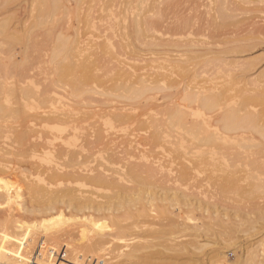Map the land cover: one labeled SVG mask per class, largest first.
I'll return each mask as SVG.
<instances>
[{
    "label": "rangeland",
    "instance_id": "1",
    "mask_svg": "<svg viewBox=\"0 0 264 264\" xmlns=\"http://www.w3.org/2000/svg\"><path fill=\"white\" fill-rule=\"evenodd\" d=\"M172 1L130 5L67 0L55 9L46 24L35 26L36 3L18 0L7 5V11L0 0V20L12 18L11 29L19 34L32 28L31 45H35L25 51L21 43L15 51L18 54L7 51L5 46L0 50V65L3 64L0 77L2 72L11 77L9 82L15 93L10 104L14 114H6L7 117L0 114L3 117L0 118V157L3 161L6 151H13L6 159L13 163L14 174H19L18 177L13 173L12 176L0 174L10 178L15 189L11 204L0 203V238L15 232L24 238L25 229L31 230L40 220L47 222L60 210L71 222L56 228L63 230L58 232L60 238L54 239L57 243L48 242L50 234L44 230L32 232L34 235L26 238L27 241L24 239L12 252L14 261L23 253L19 257L24 264H32L34 260L37 264H126L128 253H133L132 263L140 264L264 262V149L194 150L186 144L190 137L184 130L168 126L171 113L190 104L186 98L197 99L223 90L224 99L221 96V103L210 111H197L198 102L191 98L189 106L196 111L184 109L186 113H194L185 114L187 127L197 118L212 115L210 124H216L217 114L237 107L246 98L255 97L258 101L253 99L249 107H241L238 110L241 115L264 111L261 75L264 43L259 42L264 31L256 32L255 37L257 33L261 36L258 41L254 37L256 40L245 43H257L250 51L229 53L227 50L224 54V50L236 46L237 40L233 39L237 35L235 28L224 35L226 30L222 32V27L213 26L214 21L217 23L212 18L214 8L220 3ZM136 4L141 12L135 9H138ZM137 11L146 16L153 28L142 35L141 41L137 37L131 40L132 34H128ZM218 31L223 35L212 37ZM244 33L238 32V42L241 39L244 43L241 38ZM250 34L244 35L247 38ZM60 38L79 48L73 51L76 56L71 53L73 59L68 57L69 50L67 56L66 51H56ZM105 45L108 48L103 51ZM94 57L100 60L96 66L100 65L93 74L102 77L92 78L87 83L89 86L85 84L79 89L82 81L76 90L71 85L74 79L63 81L67 73L59 74L62 64L67 65L70 59L75 64L94 61ZM212 61L224 62L223 66H231L230 61L257 63L253 71L239 76L235 65L231 69L227 66L224 71V67L218 65L217 69ZM260 75L262 78L258 79ZM3 101H0L2 106L9 104ZM195 112L201 115L197 117ZM165 122L167 125L161 126ZM249 131L256 132L258 140H264L257 130ZM62 152H76L77 161L70 163ZM200 156L204 163L198 161ZM79 162H86L89 171L65 174L73 171ZM56 165L63 167L59 172L66 175L61 180L46 176ZM130 167L139 170L136 181L128 172ZM42 168L44 171H40ZM36 169L45 173L42 175ZM123 172L128 179L126 184L134 190L130 197L91 179L98 173H106L113 179ZM31 179L35 182H30ZM226 179H231V184ZM26 181L32 186L35 183V188H47L49 193L38 189L42 192L36 196ZM67 193L76 195L80 201L92 200L91 205H95L82 210L67 207L70 200ZM49 195L60 200L57 210L45 213L41 208ZM42 235L46 241L40 240ZM75 249L79 252L74 253Z\"/></svg>",
    "mask_w": 264,
    "mask_h": 264
},
{
    "label": "bare ground",
    "instance_id": "2",
    "mask_svg": "<svg viewBox=\"0 0 264 264\" xmlns=\"http://www.w3.org/2000/svg\"><path fill=\"white\" fill-rule=\"evenodd\" d=\"M26 1L27 3H36L37 5V16L36 18L37 21L35 22V26H39V25H43V24H46L47 23V19L55 13L56 10H58L59 6L60 8L62 7V3H65V1L67 0H24ZM97 1V0H95ZM98 1H102V3H126V4H130V3H137L138 5L140 3H157L158 0H122V2H117V0H98ZM119 1V0H118ZM185 0H174L172 1V3H183ZM210 2H213V3H220L219 5L216 6V8H214V16H212V18L214 17L215 20H217V23L216 21H214V19H212V21H214L213 23V26L216 25L215 27H222V32L223 30H226L224 35H227L229 32H231V30L236 32H234L238 38L239 35H238V32L240 31V33H242L243 31L245 33L247 32H251L252 34H250L249 36L247 35V38H246V35L244 34H241V38L242 40H245L244 43L242 41H240L241 39H239V42H238V39L236 37V39H233V41L237 40V44L236 46L230 48V49H226V51L224 50V52L222 53H243L245 51H250L251 49L254 48V46L257 44H253V43H249V44H246V42H251V41H248V40H253L254 37L256 36V32H258L259 34H262L263 31H264V16L260 15V14H263L264 13V0H209ZM82 2V1H80ZM162 3L163 1H159V3ZM2 3H5V8H3L4 10H7V5H10L11 3H18V0H2ZM21 3V2H20ZM61 3V5H60ZM79 3V2H78ZM171 3V2H170ZM231 3V4H230ZM136 4V7H138V5ZM131 5V4H130ZM141 5V4H140ZM129 6V5H128ZM58 8V9H56ZM135 8V7H134ZM56 9V10H55ZM136 10L140 11V8L138 7L135 8ZM67 11V10H66ZM137 11L136 15H134L132 21L130 22L131 25H130V29H131V32L128 30V34L130 36V34H132V38H129L131 40H134V38H138V40L141 41V39L143 38L142 35H144V33L147 31H150L152 28V24L150 25V23L148 22V19L146 20L145 19V15L139 13ZM72 12V11H71ZM141 12V11H140ZM143 12V11H142ZM135 13V12H134ZM68 15H69V12H68ZM12 18H4L2 20H0V50L3 49L2 46H5V49L7 51H10L12 53H14L17 49V46L20 45L22 43V47H23V50L25 49V51H27V49H30V47H35V45H31V30L32 28H29L27 29L24 33L22 34H19L18 31H13L11 29V20ZM233 19V20H232ZM257 19H260V20H257ZM232 20V21H231ZM152 23V22H151ZM211 23V21H210ZM154 25V24H153ZM212 25V24H210ZM211 26V27H213ZM233 26V28H232ZM214 27V32L215 29ZM129 28V27H127ZM231 28V29H230ZM230 31H229V30ZM221 30V29H220ZM248 30V31H247ZM257 30V31H255ZM197 31V30H195ZM206 31V30H205ZM238 31V32H237ZM242 31V32H241ZM213 32V31H212ZM217 32V30H216ZM221 32V31H220ZM218 31V34L217 36L216 35H213L212 37H218L220 36V34L223 35V33H220ZM228 32V33H227ZM204 33V32H203ZM220 33V34H219ZM227 33V34H226ZM257 33V41L259 39V37H261L259 34ZM126 34V33H124ZM123 34V35H124ZM210 34V33H209ZM214 34V33H211V35ZM230 34V33H229ZM233 34V32H232ZM254 36H251L253 35ZM127 35V34H126ZM195 35V34H194ZM211 35L209 37H211ZM244 35V37H243ZM123 37V36H122ZM146 37V36H144ZM136 38V39H137ZM252 38V39H251ZM124 39V38H123ZM264 39V38H263ZM262 38L259 39V42L260 43H264V41H260V40H263ZM31 40V41H30ZM128 40V39H127ZM130 40V42H131ZM145 40V39H144ZM256 40V39H254ZM253 40V41H254ZM234 41V42H235ZM30 42V43H29ZM258 42V44H259ZM239 43V44H238ZM243 43V44H241ZM30 44V45H29ZM74 44H71L69 41H67V39H62L60 38L58 40V44H57V47H56V51L60 50V51H66L64 53L65 56L66 53H67V50L70 51V53L68 52L67 54H69L68 57H71V59H73L72 57L76 56V53H74L76 51V48L77 46H74ZM130 45V44H129ZM238 45V46H237ZM240 45V46H239ZM123 46V45H122ZM127 46V44H126ZM131 46V45H130ZM21 47V46H20ZM104 47V46H103ZM101 47V49L103 48ZM105 48H108L107 45H105L104 47V50L105 51ZM79 49V48H77ZM20 50V49H19ZM22 50V52H23ZM108 50V49H107ZM228 50V51H227ZM74 51V52H73ZM78 51V50H77ZM74 54H73V53ZM79 52V51H78ZM17 53V52H15ZM21 53V52H20ZM19 53V54H20ZM60 53V52H59ZM71 53L73 56H71ZM18 54V53H17ZM63 57V56H62ZM98 58V57H96ZM218 58V57H217ZM69 58H67L66 60H68ZM70 60L69 63L67 62V65H63L59 68V74L62 75V76H65V73L66 76L64 77L65 79L63 81H66V80H73V84L71 85H74L75 87H73L74 89L77 88V85H79L80 82H82L83 87H82V84L80 85L81 87L79 89H83L85 87V84H86V87L87 85L89 86L90 84H87L89 80H91L92 78H95L96 76L95 73L93 74V71L96 70L98 67H99V62H97V65L98 67L96 66V61L98 59H95L94 57V61H89L87 62L84 61L82 63H78V64H75L76 62H72ZM87 59V58H85ZM101 59V58H100ZM215 59V58H214ZM221 61H222V58L220 57ZM216 60H219V59H216ZM83 61V60H82ZM100 61V60H98ZM260 61V60H259ZM1 62V61H0ZM72 62V63H71ZM216 63L215 61H212L211 63L214 64ZM219 62V61H217ZM224 62L225 63H228L226 62V59L224 58ZM223 62V63H224ZM240 61L238 62H234L231 61L229 62L230 64L232 65H235L234 68L236 67L237 69H239L240 73H236V75H246L247 73H250L251 71H253L255 68H256V63L252 62V61H247V62H244V63H239ZM71 63V64H70ZM221 63V64H223ZM224 63V64H225ZM66 64V63H64ZM73 64V65H72ZM95 64V65H94ZM217 64V63H216ZM220 62L219 64H217L216 68L219 67L218 65H221ZM3 65V64H2ZM2 65H0V69L2 68ZM5 65V64H4ZM75 65V66H74ZM206 65V64H205ZM215 65V64H214ZM213 65V66H214ZM231 65V66H232ZM222 67H224V71L225 68L227 66H230V65H221ZM220 66V67H221ZM231 66L229 67L231 69ZM5 67V66H4ZM3 67V68H4ZM101 67V66H100ZM6 68H8L6 66ZM4 68V69H6ZM228 68V69H229ZM77 69L79 71H77ZM102 69V67H101ZM218 69V68H217ZM2 71V70H1ZM8 71V69H7ZM77 73H74L76 72ZM6 73V72H5ZM74 73V75H72ZM79 73V74H78ZM116 73V72H115ZM120 73V71H119ZM235 73V72H234ZM233 73V74H234ZM121 74V73H120ZM119 74V75H120ZM3 75V77H2ZM2 75H1V82H0V101L1 100H4L3 102H7L9 103L8 105H5L2 106L3 104H0V114L2 116H9V115H12L14 114V109L11 107V100H12V95L15 93L13 92V87H11V83L9 81H11V77L10 76H6L3 74L2 72ZM73 76L69 79L70 76ZM99 75V74H98ZM117 75V74H116ZM122 75V74H121ZM120 75V77H121ZM126 75V73L124 74ZM232 75V74H231ZM263 75V78H264V73L261 74ZM260 75V76H261ZM62 76H60V78H63ZM67 76L68 79H67ZM100 76L102 77L103 75H99L98 77L100 78ZM115 76V75H113ZM243 76V77H244ZM96 77V78H98ZM117 78V76H115ZM236 77V76H235ZM234 77V78H235ZM3 78V79H2ZM95 78V79H96ZM231 78V77H230ZM261 77H259L258 79H261ZM121 79V78H120ZM119 79V80H120ZM257 79V80H258ZM100 79H98L99 81ZM115 80V79H114ZM234 80V79H233ZM69 81L68 84L71 82ZM96 81V80H95ZM125 81V79H124ZM209 81V80H208ZM67 82V81H66ZM91 81H89L90 83ZM102 82V81H101ZM211 82V81H210ZM235 82V81H234ZM252 83L256 82L255 80H252L251 81ZM13 83V82H12ZM92 84V83H91ZM117 85V84H115ZM121 85V88L124 87L123 84H120ZM123 85V86H122ZM126 85V83H125ZM118 86V85H117ZM120 87V86H119ZM118 88V87H117ZM127 87H125L126 89ZM79 89H77V92L79 91ZM86 89V88H85ZM115 89V88H114ZM129 89V87L127 88V90ZM76 90V89H75ZM119 91V90H118ZM129 91V90H128ZM127 91V94L129 93ZM222 91V90H221ZM220 91V92H221ZM224 91V90H223ZM222 91V92H223ZM80 92V91H79ZM82 92V91H81ZM126 92V90H125ZM133 91H131L132 93ZM218 92V91H217ZM216 92V93H217ZM221 92V93H222ZM119 93V92H118ZM211 94V95H207L205 97H201L199 96L197 99L196 98H193L194 96H191V98L193 100H196L198 102V106H196L197 108V111H210V110H213L215 109V107H217L219 105V101L223 100L224 99V92L222 93L223 95H221V93H218V94ZM262 94L264 95V89L262 90ZM189 95V93L187 94ZM186 97H189L187 96ZM220 95V96H219ZM222 96L223 99H221L220 97ZM14 97V96H13ZM190 98V97H189ZM189 98H186L188 101H189V105H191V102H192V99L189 100ZM14 99V98H13ZM257 100V98L255 97H251L249 99H244L237 107L235 108H230L228 111L226 109V112L225 113H219L217 114V121H216V124L212 123L210 124V121L213 119V115L212 116H209V117H205V118H202L201 120H198L199 118H197L195 121H193L194 124L190 123L191 126L187 127V124L188 122L186 121L187 120V116L188 115L184 110L185 108H188V110H192V108H194V110L196 111L195 107H191L188 105V106H185L183 105V107H185L184 109L180 108L179 109H175L169 119V123H168V126L171 125L172 127L176 128V129H179L180 131L184 130L186 132V134L188 135V143H186L187 145H190L192 148L197 149V150H200V149H204V148H208L209 150H218V149H228L230 148V150L232 148H236L237 147H241V148H244V149H247V148H261L262 150L264 149V140L260 141L257 139V137L255 136V133L256 132H252V131H249V129H253L254 131L257 130L260 135L264 138V111L262 112H251V111H248L246 112L244 115H241L239 113L238 110H241L240 108L241 107H246V105L248 106L249 103L251 102V100ZM220 101V103H221ZM194 102V101H193ZM2 103V102H1ZM223 104V103H222ZM221 105V104H220ZM230 105V104H229ZM222 107V105H221ZM249 107V106H248ZM238 111H236V110ZM184 112H183V111ZM224 111V110H223ZM255 112V113H254ZM190 113H193V112H190ZM18 114V113H17ZM186 114V115H185ZM194 114V113H193ZM193 114H189L190 116H192ZM204 114V113H203ZM224 114V115H223ZM0 115V116H1ZM195 115L198 117L200 116V112H195ZM6 116V117H7ZM223 117V118H222ZM0 118H3V117H0ZM58 119H61L60 117ZM193 119V118H192ZM167 121V119L165 120ZM192 121V120H191ZM202 126L204 127H201V124ZM263 122L262 124L263 125H260V123ZM183 123L186 124V126L183 125ZM204 124V125H203ZM164 125H167L166 122L163 123V125L161 124V126H164ZM200 125V127H199ZM181 134V133H180ZM25 137V136H24ZM68 137V136H67ZM23 138V137H21ZM180 138V137H178ZM187 138V137H186ZM185 138V139H186ZM20 139V138H19ZM66 141V139H65ZM45 148V147H44ZM259 149V151L261 150ZM219 150V151H221ZM238 150V149H237ZM249 150V149H248ZM261 150V151H262ZM51 151V150H50ZM62 151V150H61ZM66 151V150H65ZM69 152V151H67ZM67 152H62L63 154H61L62 156H65L67 159H69V161H71L70 163H73L75 160L77 161V153L76 152H72L71 154L67 153ZM2 153V152H1ZM212 154V153H211ZM5 160H1L2 158L0 157V174H8L10 176H12V173L14 174V167H12V162L9 160V159H6L7 156L9 155H13V151L11 150H8L6 151L5 153ZM207 156V155H206ZM209 157V156H208ZM208 159V158H207ZM233 159V158H231ZM72 160H74L72 162ZM203 156L198 159V161H201L200 163H204L203 162ZM229 160V158H228ZM197 161V159H196ZM69 163V162H68ZM195 163V162H194ZM63 164V163H62ZM211 164V163H210ZM70 165V164H69ZM59 166H62V165H59ZM65 166V165H64ZM39 167H42V166H39ZM45 167V166H44ZM57 167V165H56ZM46 169H50V168H47L45 167ZM44 168V169H45ZM53 170L51 171L52 173L51 174H46V176H50V179H56V178H60V180L62 179L61 177L63 175H70V174H74L76 171L78 170H83V171H89V169H86V162L83 163V162H79V163H76L74 166H73V171H68L66 172L65 174L63 173H60L59 171L63 169V167H57L56 169H54L53 167H51ZM135 168V167H134ZM132 168L130 167L128 172L130 174L131 177H133L132 179H137L139 177V170L137 168ZM258 168V167H257ZM38 170L40 168H37ZM36 169L37 172H40V171H44L43 168L42 170L38 171ZM134 169V170H133ZM256 169V168H255ZM46 171V170H45ZM24 173V172H22ZM41 174L42 173H45V172H40ZM37 174V173H36ZM15 175V174H14ZM19 175V174H18ZM18 175L16 174L15 176L18 177ZM24 175V174H23ZM38 175V174H37ZM43 175V174H42ZM65 175V176H66ZM6 176V175H5ZM0 177V203L1 204H11L12 203V197H13V194L15 193V189H14V182L8 178L7 176L6 177ZM22 175L20 174V177ZM26 176V174H25ZM24 176V177H25ZM63 176V177H65ZM126 176V172H123V173H118L117 176L115 178H111L109 179V176L106 174V173H98L96 175H94L91 179L93 181H95L96 183L98 184H101V185H106V186H109L110 188L114 189L115 192H117L118 194H121L122 196L124 197H130L133 193H134V190H133V187H130L126 184L127 182V178H125ZM138 176V177H137ZM23 177V176H22ZM52 177V178H51ZM14 178V181H15V177H12ZM26 178V177H25ZM28 178V177H27ZM38 178V177H37ZM41 178V177H40ZM30 179V178H28ZM35 179V178H34ZM57 179V180H58ZM135 179V181H136ZM32 181L30 182H33L34 180L31 179ZM40 180V179H39ZM42 181V180H41ZM28 181H26V184H27ZM35 182V181H34ZM39 182V181H38ZM131 182H134V180H131ZM227 184H231V179L230 181L226 179L225 181ZM225 185V184H224ZM27 186L32 190V192L37 196L40 195L39 192H42L44 191L45 192V189L47 190V188L45 189H41L39 187L35 188V183H34V186L29 185V183L27 184ZM46 187V186H44ZM41 189L42 191H39ZM48 191V190H47ZM68 192V191H67ZM39 193V194H38ZM49 193V191H48ZM47 193V194H48ZM43 194V193H42ZM41 194V195H42ZM69 195V193H67ZM71 195V194H70ZM69 195V198L70 200L68 201L67 203V207H71V208H74V209H79V210H82L83 208H87V207H90L93 205H91L92 203V200H87V201H80L76 198V195H72L70 196ZM58 196L56 197L55 195H49L47 196V203L41 208V211L47 213V212H51V211H54V210H57L58 209V203H59V200H57ZM94 203V202H93ZM0 204V205H1ZM8 206V205H7ZM11 207V205H10ZM96 207V206H94ZM99 207V206H98ZM40 210V209H39ZM186 214H188L187 212H185ZM189 218V217H188ZM89 219V218H87ZM173 220V219H172ZM70 220L69 218H67V216L64 214L63 210H60V212L57 214V215H54L53 217H50L49 220L47 222H45L44 220H40L38 221L35 225H33L31 227V230H28V229H25L26 232H24V238H20L19 235L15 232V233H7L5 236H3L2 238H0V264H24L23 263V260L20 258L21 257V254L23 255V253H20L19 255L17 254V252L15 253L16 255H18L17 257H15V260L14 261V254L12 253L13 251H15V248L18 246V244H21L23 242V240L25 239L27 241L26 238H29L30 235L32 234V232L36 231V230H44L46 232H48L50 234V238H47L49 239V241H53L54 242V239H59L60 237L58 236H61L59 235L58 232H61L63 230H59L57 231L56 228L58 227H61V225H64V224H67L69 223ZM71 223V222H70ZM76 224V223H75ZM188 226V225H187ZM67 227V226H66ZM65 227V228H66ZM64 228V227H63ZM188 227H186V230H187ZM54 229H56L55 231H53ZM43 231V232H44ZM157 233H161L160 230L156 231ZM183 232V231H182ZM185 232V231H184ZM71 233V232H70ZM38 234V233H37ZM43 234V233H42ZM61 234V233H60ZM34 234H32L33 236ZM46 235V234H45ZM22 236V235H21ZM43 238V235L41 236V239L39 238V236L37 237V240L40 239L42 240ZM35 239V237L33 238ZM44 239V238H43ZM53 239V240H51ZM43 241H46L45 239ZM55 242L57 243V241L55 240ZM54 242V243H55ZM169 245V244H168ZM168 245H167V248H168ZM176 245V244H175ZM23 246V245H22ZM21 247V245H20ZM76 248V247H75ZM80 248V247H78ZM172 248V247H170ZM174 248L177 249V245L176 247L174 246ZM185 248V247H184ZM183 248V250H184ZM19 250L21 248H18ZM169 249V248H168ZM18 250V251H19ZM78 250V249H75L74 250V253L75 251ZM173 250V249H172ZM181 249H178V251H180ZM17 251V250H16ZM73 252V251H72ZM77 252V251H76ZM79 252V251H78ZM77 252V253H78ZM25 253V251H24ZM13 254V255H12ZM25 255V254H24ZM78 254H76L77 256ZM20 256V257H19ZM30 256V255H29ZM133 256V253H128V262L126 264H140L138 263L137 261L132 263V260H131V257ZM35 257V256H34ZM33 257V258H34ZM25 258H27V255L25 256ZM250 259L253 258V256H249ZM38 259V258H37ZM248 259V261L250 260ZM8 260H13L14 262H10ZM29 260V259H27ZM31 260V259H30ZM29 260V261H30ZM40 260V259H39ZM254 260V259H253ZM26 261V260H25ZM28 261V262H29ZM33 261V260H32ZM35 261V260H34ZM32 264H37V260L36 262ZM246 261V260H245ZM27 262V263H28ZM42 262V261H41ZM41 262H38V263H41ZM30 263V262H29ZM249 263V262H247ZM252 263V261H251ZM26 264V263H25ZM250 264V263H249ZM254 264H264V262H261V263H258L256 260L254 262Z\"/></svg>",
    "mask_w": 264,
    "mask_h": 264
}]
</instances>
